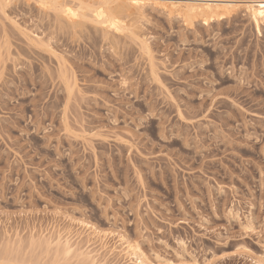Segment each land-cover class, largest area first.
I'll return each mask as SVG.
<instances>
[{"label":"rangeland","instance_id":"1","mask_svg":"<svg viewBox=\"0 0 264 264\" xmlns=\"http://www.w3.org/2000/svg\"><path fill=\"white\" fill-rule=\"evenodd\" d=\"M168 1L0 0V261L264 264V18Z\"/></svg>","mask_w":264,"mask_h":264},{"label":"bare ground","instance_id":"2","mask_svg":"<svg viewBox=\"0 0 264 264\" xmlns=\"http://www.w3.org/2000/svg\"><path fill=\"white\" fill-rule=\"evenodd\" d=\"M1 1H4V3H5V2H10L12 0H1ZM25 1H29V0H25ZM38 1H39V4H40L41 0H38ZM65 1L66 0H58V3L62 6V8L70 7V8H72L73 11H77L79 9V11H77L78 18H69L66 15L64 16V17L67 18V20H69V19L70 20H75L76 22L78 21V19H80L79 17L82 16L86 11L95 13V11L98 10V7H99V5L102 2V0H70L72 5L70 4L71 6H67ZM69 2H68V4H69ZM121 2H123V0H121ZM168 2L169 3H167L165 5V7L168 8L169 10H179L180 11V10L184 9V11L186 10V12H188V14H191V13L192 14H194V13L199 14V13H201V15L203 14V16L206 15V16H210V17L218 16L222 12H224V11L226 12L227 9H232L231 7L243 6L247 10V12L250 14V16L253 18V13L248 10L247 5L254 4L256 2H258L256 4H260L262 1H258V0H243V1H238V2L231 3V2H228V1H225V0H178V1L176 0L174 2H170V1H168ZM81 5H84V7L81 8ZM142 5L140 7H138V8L129 7V8H125V9H114L113 12L115 13V11L116 12H118V11H120V12L123 11L124 12L126 10H132V11L140 10ZM229 5H231V7H229ZM58 12H62L63 13L62 9L60 11H58ZM258 13H259V5H256V14L257 15H256V19H254V21L256 23V26H258L259 22L263 19V18L259 17ZM105 16L107 17V20L110 21V23H112L114 26L117 27V25L119 24V22H117L118 19L117 18L115 19L114 16H112L111 13L108 10H106ZM112 24H109V25H111V27H112ZM120 27H121V25H120ZM117 28H119V26ZM65 248L67 250H69L71 248L68 242L65 243ZM131 249H134V248L132 246L128 245V244L125 245V250H126L125 252L126 253L129 250H131ZM133 252L128 253V254L131 255V254H133ZM7 261L4 262V264H20L21 263V262L20 263H14L13 261L12 262H9V261L7 262ZM140 263L143 264L142 261H140Z\"/></svg>","mask_w":264,"mask_h":264},{"label":"snow or ice","instance_id":"3","mask_svg":"<svg viewBox=\"0 0 264 264\" xmlns=\"http://www.w3.org/2000/svg\"><path fill=\"white\" fill-rule=\"evenodd\" d=\"M144 3V0H102L101 4L98 7V10L95 11V15L99 18H104L106 14V10L109 12L113 11L114 9H125L129 7H140ZM39 6L42 9L52 11L57 10L60 11L62 9L64 15L68 16L69 18H78L77 11H73L72 8L66 7L62 8V6L58 3V0H41ZM84 5H81L83 8ZM231 7V5H229ZM248 10L253 13V19H256V5L249 4L247 5ZM260 18H264V0L259 4V13ZM114 26V25H113ZM249 231L251 229H248ZM0 264H4V261H0Z\"/></svg>","mask_w":264,"mask_h":264}]
</instances>
